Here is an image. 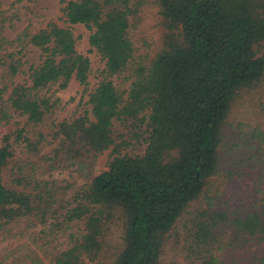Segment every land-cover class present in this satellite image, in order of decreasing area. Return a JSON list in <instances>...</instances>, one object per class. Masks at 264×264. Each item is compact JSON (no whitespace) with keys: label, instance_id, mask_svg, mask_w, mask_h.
<instances>
[{"label":"trees","instance_id":"trees-1","mask_svg":"<svg viewBox=\"0 0 264 264\" xmlns=\"http://www.w3.org/2000/svg\"><path fill=\"white\" fill-rule=\"evenodd\" d=\"M148 1L66 0L63 26L48 23L32 35L25 29L6 43L11 50L0 60V124L13 131L0 142V228L52 219L56 228L75 230L51 253L50 264H101L118 209L121 240L109 252L111 264H180L164 263L163 249L198 202L186 220L191 264H264V248L242 261L222 258L227 250L264 242V174L258 175V197L250 207L228 206L209 194L211 180L222 173L219 152L231 108L241 92L264 78V0H154L162 19L160 46L154 54H138L130 33ZM76 25L89 32L90 51L103 62L91 89L93 70L76 48ZM28 45L40 52V61L21 70ZM19 76L23 82L15 81ZM71 81L87 101L71 118L51 122L53 141L72 158H97L109 149L112 155L104 171L58 205L63 214L55 216L50 191L9 189L2 171L13 143L27 142L29 127L52 116L50 88L65 89ZM116 127L130 140L146 142L143 155L117 150ZM240 127L250 142L243 164L264 166V127ZM13 182L29 184L24 178Z\"/></svg>","mask_w":264,"mask_h":264},{"label":"rangeland","instance_id":"rangeland-1","mask_svg":"<svg viewBox=\"0 0 264 264\" xmlns=\"http://www.w3.org/2000/svg\"><path fill=\"white\" fill-rule=\"evenodd\" d=\"M63 1L66 0H0V60L11 50L6 43L16 39L25 29L32 35L44 29L48 23L63 26L60 19ZM161 20L154 0H149L138 13L137 26L130 33L138 54H154L158 50L162 33ZM72 29L78 52L90 60L93 74L89 78L88 88L91 89L97 83L95 73L103 68V62L96 53L90 51L89 32L81 25H76ZM23 53V61L26 64L24 63L25 66H22L21 70H26L28 65L39 63L40 52L37 49L28 45L25 46ZM23 80L24 76L15 78L18 82ZM47 97L51 99L50 102H55L52 116L42 126L29 127L25 133L27 142L13 143L12 156L2 171V179L7 188L24 190L32 195H36L39 190L50 191L55 202L50 215L56 216L58 211L63 214V210L58 207L59 204L70 202L78 191L106 169L112 149L97 158L90 154L72 158L61 153L58 141H53L51 137V122L71 118L81 109L80 104L87 101V95L77 82L71 81L65 89L52 86ZM245 124L264 127V78L257 88L239 94L222 131L223 141L219 152L222 173L211 180L209 194L218 196L220 201L227 203L228 206L250 207L255 203L258 197L256 187L258 175L264 174V166L251 168L244 165L246 146L250 143L247 137L243 138L241 134L240 126ZM116 130L117 150L120 153L143 155L147 147L145 141L130 140L129 135L122 129L116 127ZM12 131L11 125L0 124V142ZM123 141L128 144L123 145ZM16 178H24L29 184L20 187L13 182ZM197 206L198 202L190 206L188 213L179 220L170 234L163 249L164 263L175 261L180 264H191L186 258L185 251L191 233L187 230L186 220L188 214ZM113 214L110 241H107L101 264H111L109 252H113L121 240L118 209L114 210ZM54 222L49 219L46 225H37L33 220H18L1 227L0 264H31L35 259H39L43 264H50L51 253L62 249L67 242V235L75 230L73 228L64 231V225L56 228ZM188 226L190 227L189 224ZM263 248L264 242H261L252 248L227 250L222 258L225 261L232 258L242 261L261 252Z\"/></svg>","mask_w":264,"mask_h":264}]
</instances>
